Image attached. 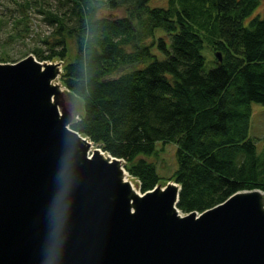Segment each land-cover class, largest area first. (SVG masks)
<instances>
[{
    "label": "trees",
    "instance_id": "16d2710c",
    "mask_svg": "<svg viewBox=\"0 0 264 264\" xmlns=\"http://www.w3.org/2000/svg\"><path fill=\"white\" fill-rule=\"evenodd\" d=\"M13 1L11 40L30 37L29 11L38 7L52 33L32 53L63 63L61 84L82 104L71 128L123 160L142 193L164 180L153 161L158 143L177 147L167 182L181 187L184 215L264 192V158L250 135L252 105L264 106V17L252 18L263 0H170L169 9L151 0H55L54 9L48 0ZM121 8L128 17L100 14ZM206 48L215 55L209 72Z\"/></svg>",
    "mask_w": 264,
    "mask_h": 264
},
{
    "label": "water",
    "instance_id": "95a60500",
    "mask_svg": "<svg viewBox=\"0 0 264 264\" xmlns=\"http://www.w3.org/2000/svg\"><path fill=\"white\" fill-rule=\"evenodd\" d=\"M62 72L0 63V264H264V192L184 215L175 182L133 190L124 161L71 128Z\"/></svg>",
    "mask_w": 264,
    "mask_h": 264
},
{
    "label": "rangeland",
    "instance_id": "374dc122",
    "mask_svg": "<svg viewBox=\"0 0 264 264\" xmlns=\"http://www.w3.org/2000/svg\"><path fill=\"white\" fill-rule=\"evenodd\" d=\"M50 5H52L51 8L53 9L58 7V3L55 0H48V6ZM149 7L152 9H157V8L169 9L171 7L170 0H151ZM37 8L38 7H33L29 11V17L31 19V30H32L30 37L27 38L25 41L21 39L12 41L11 36L14 31L13 27H14L15 19L19 13L18 10L19 7L16 5V3L13 0H0V58L2 57L7 58V60L9 61L7 62V64L17 63L27 58L28 56L35 57V55L32 52L34 49H36V47H39L40 45L39 37L45 38L46 36H49L52 33V29L49 28V26L44 22V17H42L39 14ZM256 12L257 13H255L252 18H254L257 15L264 17V0L262 1L260 7ZM100 14L101 16L104 15L106 16L116 15L119 17L129 16V13H127V10L125 8H121L117 10H104ZM158 34L160 36L165 35V33L162 31H159ZM166 40L170 44L169 37H166ZM68 43L70 47L69 60H72L75 57L76 50L71 40H69ZM203 53L207 58V65L205 71L209 72L213 68H215V64H213L215 55L207 48L204 50ZM153 54L156 55L159 58V60H165V56L157 48L153 49ZM59 62L60 61H56L52 63H59ZM0 63L4 64V62H0ZM62 69H63V63H62ZM127 71H128L127 69H123L119 73L115 74L113 78H117L121 74ZM60 79L56 81V84L60 85L62 90L64 91L62 97L60 98L61 105H63L66 111L72 114L74 113L76 119H78L79 114L82 112V104L69 94L67 89L63 87V85L61 84ZM252 108H253V117H252L253 119H252L250 135L257 143L258 154L262 155L264 158V106L260 104H253ZM97 148L99 149V147L94 144L90 155H92L93 151ZM157 149H158V156L155 159H153V161L158 166L159 175L164 179L162 180L161 186L165 187L168 184L167 180L178 169L177 147L173 143H166V144L158 143ZM124 169H125V163H124ZM128 178L131 182L135 184L137 190L139 191L138 182L130 175H128Z\"/></svg>",
    "mask_w": 264,
    "mask_h": 264
},
{
    "label": "bare ground",
    "instance_id": "6f19581e",
    "mask_svg": "<svg viewBox=\"0 0 264 264\" xmlns=\"http://www.w3.org/2000/svg\"><path fill=\"white\" fill-rule=\"evenodd\" d=\"M125 179H126L127 182H129L131 184L133 190H136L137 191V188H136L135 184L129 180L128 175H125Z\"/></svg>",
    "mask_w": 264,
    "mask_h": 264
}]
</instances>
